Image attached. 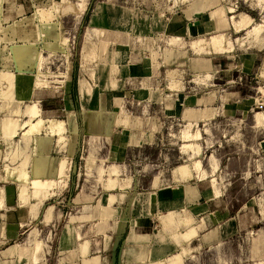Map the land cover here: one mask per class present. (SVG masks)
<instances>
[{
  "label": "rangeland",
  "instance_id": "obj_1",
  "mask_svg": "<svg viewBox=\"0 0 264 264\" xmlns=\"http://www.w3.org/2000/svg\"><path fill=\"white\" fill-rule=\"evenodd\" d=\"M29 1L0 0V264H120L132 221L137 224L144 219L152 192L177 182L198 181L208 190L211 186L218 189L214 188L215 203L223 222L217 226L216 221V227L206 229L218 228L215 236L211 231L207 238L193 239L195 231L182 236L174 231L179 241L180 237L193 240L164 263L184 264V254L185 264H264V28L252 44L249 27L231 30L232 14L225 10L217 16L215 8L201 14L212 18L207 27L179 34L183 41L175 43L171 39L182 22H187L186 17L190 18L185 7L202 0H54L33 9ZM205 1L208 8L200 6L197 13L213 5L230 6L248 14L252 23L264 21V0ZM19 4L23 8L16 10ZM102 5L108 8L102 10ZM96 8L101 10L98 15ZM198 18V14L193 16ZM106 19L119 28L98 30L96 26ZM220 25L230 27L226 34L232 50L211 49L209 52L217 54L205 55L195 52L204 49L189 46L192 38L209 40L212 33H223H214ZM126 44L146 54L152 66L158 65V71L152 68L150 86L141 84L152 87L154 96L119 100L116 124L135 133L136 144L121 148L117 161L105 160L108 144L86 132L88 114L80 112L77 118L82 121V131L72 146L73 164L70 156H62L66 151L61 149L62 158L53 168L58 170L48 176L54 185L43 190L46 194L36 195L27 169L34 152L44 151L42 143L45 149L48 144L40 139L34 148L33 139L49 132L24 137V129L18 127L16 135H4L3 120L13 117L19 124L24 122L28 117L24 109L33 103L46 109L45 116L66 118L60 110L66 100V79L72 74L73 88L78 89L82 78V89L90 91L84 76L93 77L94 71L85 69L88 64L98 60L101 73H107L108 48ZM204 59L211 62V68H202L207 67L200 61ZM14 72L25 73L24 79ZM138 82L132 87H138ZM32 83L39 92L46 91L43 102L27 101ZM190 106L198 110V117L188 116ZM198 107H209L212 113ZM41 115L50 118L43 111ZM189 122L201 133L197 140L200 153L183 149L182 134ZM55 136L64 146L66 134L62 140ZM59 154L54 156L61 157ZM195 162L202 174L197 173ZM181 165H186L184 170L175 172ZM17 185L21 204L37 201L30 213L28 206H15L13 189ZM191 186H186L187 195H197ZM178 187L180 191L182 186ZM170 213L162 217V225L165 218L176 222ZM152 223L157 224V219Z\"/></svg>",
  "mask_w": 264,
  "mask_h": 264
},
{
  "label": "crops",
  "instance_id": "obj_2",
  "mask_svg": "<svg viewBox=\"0 0 264 264\" xmlns=\"http://www.w3.org/2000/svg\"><path fill=\"white\" fill-rule=\"evenodd\" d=\"M53 1L54 0H31L29 1L31 5L30 8L31 9L37 8L39 5H46L48 3L52 4ZM102 6H103L101 7L102 10L108 8V5H102ZM18 7H22V6L19 4L16 7V10H19ZM201 7L208 8L207 2L203 3ZM196 8L198 7H194L193 5L191 6V8L185 7L186 14L187 16L190 15V18L186 17L187 22L184 23L182 22L181 27L176 31V33H178L177 34L178 36L174 35L173 38L171 39L175 43L178 42L181 43V41H183V37H179V34L186 35V33H188L190 30L194 31V28L196 27L198 28H200L201 26L203 28L207 27L208 24L212 21V18L210 16L204 17L202 15L203 13L205 14V12L209 10L217 8L216 11L217 16H219L225 10H227L228 13H231L232 15L229 16L231 30H234L235 28L233 17L235 16L234 17L235 21H239V18L243 14V12H237V10L232 11L230 6L225 9L223 6L213 5L211 8L206 9L205 11H200V13H197ZM98 9L97 8L95 9V13H96L95 15H98L100 13L101 10ZM114 9L112 15H115ZM117 10L119 11V9ZM101 14L102 16L105 15V13H101ZM197 14L199 16L198 21L193 19V16ZM192 19L195 22H199L198 25L194 22H191ZM16 22L20 23L19 21ZM102 27L109 30V29H113L114 27L119 28V25L117 24V26H114L112 19L110 20L106 19L104 22H101V24L96 26V28L100 31L103 30ZM222 27L223 26L220 25V29H218L214 33L223 32V34H226L228 30L231 31L229 29L230 27L228 26L227 27L225 26L223 28ZM212 35L214 34L212 33L210 38L212 37ZM202 38L206 39L204 36H198L192 38L191 39L192 41H190L189 46H191L194 41L200 40ZM101 40L103 41L106 39L105 37H102ZM113 47H114V52H112ZM205 50H207L208 52ZM197 53L205 54V55L217 54L215 52L213 53L209 52L208 49H204L202 53L200 52ZM107 54H110V58H111L109 64L107 65L108 67L107 73L105 74L101 73L100 67L98 66V62L100 61L98 60L94 62L92 61L93 64L91 62L85 68L87 69L89 67L90 70L92 69L94 71L93 77H91L90 75L84 76V79L88 82L90 86L91 89L90 91H88L89 89H85V90L82 89L80 84L82 78L79 79V87L77 85L78 89H76V87L73 88L72 74H71V78L66 79L64 86V93H63V96L66 98V100L64 101V106L62 107V109H60L61 112H63L64 114L66 113L65 116H63L66 118L60 119L64 121V126L66 128L65 145L63 146V144H58L56 142V136L51 135V133H45V134L42 133L43 136H36L33 139L34 148L38 146L40 139H43L48 144L47 146L48 148L44 149V151L38 150L37 152H34V158H31V164L27 169L30 175H33L32 163H34V161L39 158L46 157L48 159V163H49L47 166L48 173L44 174L45 176L53 175L52 172L54 171L53 168L57 165V163L59 162V160L62 158L63 155L70 156L71 163L73 164V159H74L73 155L75 153H73L72 150L75 152V148L72 146L74 143L77 144L76 141L77 142L79 141V136L77 133L82 131L81 129L82 121H79L77 118L80 112L82 113L84 112L88 114L87 115L88 119L85 121L84 124V128L86 129V132L87 133L91 132L96 137L97 136L101 137V140L104 139L103 141H105V144H108L109 153L106 156L105 160L114 159L117 161L121 148H124V146L127 147L134 146V144H136L137 142L136 140H138L136 134L133 133L135 136V141L134 143H132L131 137L133 134L130 131V129L116 124V117L118 116L119 111H121V109L119 108L120 105L119 100L124 99L125 97L126 99L129 100L130 99L129 97L131 96L134 99L135 97H137V95L139 96L135 99H140V97L142 99H145V97H151L152 95L154 96L156 91H152L153 90L152 87H147L142 85H148L149 83L150 86V83H152L151 82V75L153 72L152 68L154 69V71H158V65L154 64V66H152L150 59H148L147 55L143 54L141 50H136L134 47H132V45L131 46L127 44L118 45V46L112 45L111 48L110 47L108 48V52L106 53V55ZM200 61L206 62L207 65V67H202V68H207V69L211 68L212 65L210 64L211 63L210 61H207L205 59ZM16 62L18 63V60ZM0 63L2 64V55H0ZM36 69L38 71L37 67ZM14 73L16 77L21 76V78L24 79L25 73L23 72L21 73L19 72V74H17L16 72ZM36 74H35V78H36ZM207 74H208L207 77L211 76V74L209 73ZM138 80H139L138 87H132V84L134 82H137ZM129 85L131 86L128 87ZM37 89L38 88L34 87L32 83L30 91L27 92L26 94V98L27 97L29 98L27 101H29L30 99L37 100L39 102L44 101V97L42 100V96L44 95L43 93H45L46 91L39 92ZM76 90H78V94H76ZM141 100H137V101H141ZM198 108H202L205 111L212 113V110L209 107H205V108L198 107ZM41 109L44 115V111H46V109L42 107ZM193 109L198 111L195 107L190 106L189 112L192 111ZM45 117H54V116L48 115ZM101 140L98 141V143H100V146L103 143ZM61 149L63 152L66 151V154H62L61 156L59 154L61 153ZM57 154H59L61 157L54 156ZM111 164L114 163L112 162L109 165ZM181 171L182 170L178 172ZM153 184H154V179H153ZM188 184L192 185L191 188L193 191L198 192L197 195L191 196L189 195V193L187 195L186 186ZM179 185L182 186L180 191L178 187ZM13 191H14L13 195L15 197L14 203H16L15 206L18 207L28 206V211H29L28 213H30L31 206L34 205V202L37 201L34 199H30L29 203L21 204L19 198L20 185H17L16 189H13ZM7 192L8 191L5 192L4 200H7ZM214 192L215 191L212 186L208 190V187H206L200 181L189 182L187 184H180L179 182H177L175 185L158 187L151 194L152 197L151 200L149 201L147 212H145L146 215L143 216L144 219H140L137 224H134V222L132 221L133 225L130 228V232L121 250L120 264H152L156 261H167L169 257L181 252L182 247H186V245L191 243L193 239L201 235L210 233L213 230L216 231L218 228L212 229L208 232L205 231L206 229H209L212 226L216 227L214 222L219 221V224L217 226H220L221 223L223 222V219L221 218L222 216L217 215L220 211V208L219 205H216L217 203H215L218 197L215 195ZM110 194H114V193H110ZM170 212L174 213L176 217V222L173 223L165 218L162 225L161 222L162 217ZM29 217H30L29 218V222H30L32 221L31 219L32 217L30 215ZM155 218L157 219L158 223L153 226L152 222H154ZM184 220L186 221V224ZM166 221H168L171 224V226L168 229L164 228ZM25 222L26 220L22 223ZM174 231L179 232L181 236L186 233L188 234L189 232L195 231L196 235L190 242L185 241L182 237H180V241H179L174 236L173 234ZM184 261L185 260L183 254V263L185 264Z\"/></svg>",
  "mask_w": 264,
  "mask_h": 264
},
{
  "label": "bare ground",
  "instance_id": "obj_3",
  "mask_svg": "<svg viewBox=\"0 0 264 264\" xmlns=\"http://www.w3.org/2000/svg\"><path fill=\"white\" fill-rule=\"evenodd\" d=\"M82 2H84L85 0H80ZM79 1V5H82V3H80ZM263 1V0H261ZM207 1L205 0H202L200 3H193L192 5L194 7H200L203 3H206ZM259 2V1H258ZM262 5V4H260ZM259 5V6H260ZM264 5V4H263ZM262 7V6H260ZM60 8V7H59ZM76 8V7H75ZM80 8V6H79ZM263 8V7H262ZM261 8V9H262ZM78 9V8H77ZM197 9V8H196ZM232 11H235L234 8H231ZM79 11V10H78ZM60 12V11H59ZM234 13V12H233ZM239 15V14H238ZM235 17V16H234ZM233 17V21H234V25H235V30L238 32V31H241L243 30L244 28H247L249 29L248 30V34L251 36L250 38L252 39V44H254L258 39H259V35L260 33L262 32L263 28H264V24H262L264 21L261 22H257V23H252V19L251 17L248 15V14H242L241 16V20L239 19V21H235V18ZM238 17V16H237ZM78 18V17H77ZM237 20V19H236ZM252 23V24H251ZM95 29V28H94ZM229 31V30H228ZM247 31V30H246ZM90 32V31H89ZM220 33V32H219ZM92 34V33H91ZM90 35V34H89ZM92 37V35H91ZM90 37V38H91ZM89 38V37H88ZM239 38V37H238ZM237 38V39H238ZM245 38H248V37H245ZM231 40V39H230ZM241 40H244V38ZM237 41V40H236ZM237 43V42H236ZM241 43V42H240ZM244 43V42H243ZM229 44V39L227 37L226 34H223V33H220V34H214L212 35V37L209 39V40H205V39H200V40H197V41H194L193 42V45L191 46H194L195 49L197 50H202V49H208V50H211V48H213V50H227V51H230L232 50V46L231 45H228ZM94 46V44H92ZM234 45H235V42H234ZM91 46V45H89ZM93 46L91 48H93ZM193 48V49H194ZM95 49V48H94ZM95 51V50H94ZM206 51V50H205ZM198 52V51H197ZM214 52V51H213ZM208 75V74H207ZM6 77V76H5ZM6 79V78H5ZM83 84V83H82ZM84 87V86H83ZM8 95V94H7ZM20 112V111H19ZM23 112V111H22ZM24 112L28 115L27 117V120L25 119L24 122L20 123L19 122L17 123L18 120L14 119L12 117L11 118H5V120H3V129L5 131V134H8V135H16V133L18 132L17 129L18 127H20L21 129H24L23 131V135L25 137V135H33V134H36V133H39V132H42L43 130L53 134V135H58L59 136V140H62L64 139V133L66 131V128L64 126V121L63 120H60V119H57V118H54V117H50V118H44L42 117L41 115V107L36 104V103H33V104H29L27 105L26 109H24ZM13 113V112H12ZM24 113V114H25ZM23 114V115H24ZM189 114V115H188ZM187 115L189 117H198L199 115V112L196 111V110H192L188 113ZM260 114V113H258ZM21 118V116H19ZM22 119V118H21ZM198 121V119H197ZM21 122V121H20ZM189 127L188 128H185V130L183 131V138L185 139L186 141V144H184L183 146V149L184 151H189V150H193L194 151V154L195 153H200L201 151V146L199 144V142L197 141L200 137H201V133L198 131V130H194L193 127L195 125V123L193 122H189L188 123ZM187 125V126H188ZM66 140V139H65ZM27 144V143H26ZM43 146H41L40 148L42 150H44V145L42 143ZM36 148V147H35ZM38 148V146H37ZM44 148V149H43ZM35 151V150H34ZM38 151V150H37ZM36 151V152H37ZM45 153V152H44ZM48 154V153H46ZM40 155V154H39ZM27 157V156H26ZM26 160V159H25ZM48 159L46 157L44 158H39V159H36L34 161V163H32L33 165V175H32V181H31V184L33 186V188L35 189L34 192H36L35 194L38 195L40 193H44L46 194L43 190H45L46 188L50 187V186H53L54 185V179H50L47 175L45 176L44 174L48 173L47 171V166H48ZM26 165V163H25ZM186 167V165H181L179 168H177L175 170V172H178L180 170H184V168ZM194 167L195 169L197 170V173L198 171L200 172V164L199 162H195L194 163ZM59 168V167H58ZM58 169H55L53 172V174H55L57 172ZM14 172V171H13ZM201 173V172H200ZM23 174V172H22ZM187 174V173H186ZM202 174V173H201ZM21 176V175H20ZM202 176V175H201ZM21 178V177H20ZM19 178V179H20ZM24 178V177H23ZM217 179V178H216ZM23 180V179H22ZM217 182V181H215ZM217 184V183H216ZM215 185V184H214ZM218 187V186H217ZM215 188V186H214ZM216 191H218L217 188H215ZM38 190V192L36 191ZM25 189H22V194L25 195ZM21 192V191H20ZM216 194V193H215ZM20 196H21V193H20ZM111 199H113L112 197L113 196H110ZM24 198V197H23ZM24 203V202H23ZM109 205H105L104 210H108ZM173 213V212H172ZM170 213V216H173L174 219H176L174 213L172 214ZM192 219V218H191ZM178 221V220H177ZM185 221V220H184ZM182 223V222H181ZM185 224H186V221H185ZM171 226V224L166 221L165 223V228H169ZM217 232V230H213L211 232V235L214 234L215 236V233ZM191 233H194V231L192 232H189L188 234H191ZM209 233L203 235L204 238H207V235ZM178 236V235H177ZM162 250V249H161ZM172 257V256H171ZM170 259V257L168 258ZM165 261H161V262H158V263H155V264H165L164 263Z\"/></svg>",
  "mask_w": 264,
  "mask_h": 264
}]
</instances>
